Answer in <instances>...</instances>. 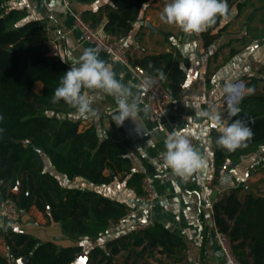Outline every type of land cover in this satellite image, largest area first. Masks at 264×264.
I'll list each match as a JSON object with an SVG mask.
<instances>
[{
    "label": "crops",
    "instance_id": "crops-1",
    "mask_svg": "<svg viewBox=\"0 0 264 264\" xmlns=\"http://www.w3.org/2000/svg\"><path fill=\"white\" fill-rule=\"evenodd\" d=\"M65 1L12 0L8 5L10 9L27 13L20 24L41 21L46 31L45 39H57L56 56L63 57L69 64H75L84 49L93 46L85 42L75 28L73 16ZM67 2L73 12L82 16L86 14L87 17L94 16L97 24L93 27H104L106 16L103 8L110 4V0H97L88 4L75 0ZM166 2L150 0L146 3L133 23L131 32L123 38L131 66L147 56H170V60L161 65L163 71L157 75L171 93L165 119L153 121L147 109V113L142 111L137 119L140 131H137L131 119L125 120L118 127L111 118L115 102L112 97L103 94L93 104L96 118L74 116L76 120L79 119L78 132L93 128L99 140L111 138L129 146V157L135 171L143 172L145 165L149 166L147 177L156 197L152 211L143 213L140 196L126 187L121 175L110 185L96 186L79 179L68 181L50 168V173L64 188L86 189L121 202L129 211L136 212V217L133 220L124 218L117 224H111L97 240L82 241L80 244H74L62 234L59 224L49 219L48 209L43 214L31 207L28 212L21 214L17 222L0 218V228L29 234L40 242H52L58 248L81 245L82 253L88 258L95 247L108 254L110 248L106 246L107 243L130 234L135 221L150 219L181 238L184 245L182 253L168 258L155 250L152 257L147 253L139 256L133 254L125 263L133 247L124 250L117 246L118 252L113 256L114 264H228L217 241L212 209L208 206L239 186L242 187L237 195L240 200L248 193L256 197L264 196V170L260 165L264 148L244 154L220 181H216L214 149L210 139L211 132L216 131V128L210 123V116L203 113L212 111L222 97V88L226 83L241 79L246 82V87L254 88V92L245 95L240 102V114L255 117L264 114V0H228L230 10L235 8L234 14L230 12L226 20L218 19L206 31L207 37L204 36L206 32L186 35L175 26L163 23L160 14ZM237 4L242 5L240 9ZM88 22L92 25L91 20ZM213 35L215 38L206 43ZM99 58L112 64L118 74L123 73L125 83H140L127 66L110 55L99 52ZM133 91L138 93L140 107L144 109L143 90ZM188 117L191 119L188 120ZM172 131L193 135V146L206 157V167L188 180L176 177L160 156L165 150L166 136ZM134 250L138 253L140 247ZM5 251H8L6 243L0 238V253L3 255Z\"/></svg>",
    "mask_w": 264,
    "mask_h": 264
},
{
    "label": "trees",
    "instance_id": "trees-1",
    "mask_svg": "<svg viewBox=\"0 0 264 264\" xmlns=\"http://www.w3.org/2000/svg\"><path fill=\"white\" fill-rule=\"evenodd\" d=\"M12 0H0V194L11 198L21 214L35 207L59 224L62 234L74 244L93 242L103 235L111 224L123 220L129 208L86 189H67L53 176V168L68 181L76 179L91 185L106 186L122 176L126 187L137 196L142 194L141 181L149 175V166L143 172L132 167L129 146L106 138L99 140L95 129L78 132L79 119L75 110L62 100L52 103L61 78L71 64L58 56H49L42 43L45 29L41 21L20 22L27 16L24 10L10 9ZM88 4L97 0H75ZM150 0H110L103 8L106 16L104 31L125 38L132 30L142 7ZM237 4V8H241ZM84 21L97 24L94 16H82ZM208 33L204 34L207 37ZM214 39L215 35L206 40ZM170 60L168 54L147 56L135 62L151 75L162 72L161 65ZM161 78V77H160ZM40 85L37 92L35 88ZM247 115V114H244ZM251 115V114H250ZM243 116L238 114L237 117ZM253 116V115H252ZM234 118V119H235ZM251 138L234 152H228L215 143L219 133L212 131L215 174L229 158L233 163L255 149L264 148V114L255 117ZM264 170V152L260 159ZM108 172L107 175L104 172ZM18 190L14 192L16 184ZM241 186L231 189L212 204L215 230L225 235L234 256L240 264H264V196L248 193L238 198ZM8 253L15 262L26 259V264H70L83 247L58 248L52 242H40L29 234L0 228ZM105 253L95 247L88 254L87 264H114L113 256L120 246L128 250L125 263L131 255L153 256L155 250L168 258L180 255L184 245L179 236L163 226L152 227L118 238L106 244ZM140 251L135 252V248ZM136 261V260H135ZM0 264H7L0 253Z\"/></svg>",
    "mask_w": 264,
    "mask_h": 264
},
{
    "label": "clouds",
    "instance_id": "clouds-1",
    "mask_svg": "<svg viewBox=\"0 0 264 264\" xmlns=\"http://www.w3.org/2000/svg\"><path fill=\"white\" fill-rule=\"evenodd\" d=\"M230 12L234 14L235 8L230 10L228 0H167L160 20L167 25L175 26L186 35H199L215 25L218 19L226 20ZM99 52L98 48L84 49L79 60L71 64L70 69L59 78L52 103L56 104L62 100L75 110V115L91 119L97 117V112L93 108L96 98L100 94L110 96L116 105L111 112V118L116 125L122 126L125 120L131 119L136 124L137 131H140L137 119L142 111L147 113V108L141 109L140 97L133 89L148 91L150 80L145 78L139 84L131 81L125 83L123 73L118 74L112 64L100 59ZM60 58L65 61L63 57ZM253 92L254 88L246 87L243 83H226L222 88V94L226 98L227 117L221 116L214 108L203 113L210 116L219 133L215 141L218 147L234 152L246 146L252 131L244 120L232 118L241 113L239 104L244 96ZM2 119L0 116V120ZM190 119L191 117H188V120ZM164 146L165 150L160 156L176 177L188 180L206 167V157L181 132L169 133Z\"/></svg>",
    "mask_w": 264,
    "mask_h": 264
},
{
    "label": "built area",
    "instance_id": "built-area-1",
    "mask_svg": "<svg viewBox=\"0 0 264 264\" xmlns=\"http://www.w3.org/2000/svg\"><path fill=\"white\" fill-rule=\"evenodd\" d=\"M66 7L70 10L73 19L75 28L80 32L82 38L85 42L90 43L93 48H98L100 52L106 53L118 60L125 66H127L136 78L141 83L148 78L150 80V87L148 91L143 90L142 103L145 108L148 109L150 117L153 121L158 122L165 119L166 117V108L171 100V93L164 87L162 79L157 75H151L139 66H131L127 56V50L124 46V41L122 38L117 37L113 34L107 33L103 28L93 27L89 22L84 21L80 13L73 12L69 7L67 0L65 1ZM43 44L47 47L49 56H56L58 53V43L57 39L48 38L43 41ZM232 83H243L246 86V82L237 79ZM226 98L224 95L218 100V102L213 107L217 113L221 116L227 115L226 113ZM236 119H242L249 126L253 125L255 118L252 115H243L237 117ZM235 119V120H236ZM210 123L214 122L209 118ZM191 143L194 145L195 137L191 134H186ZM233 162L226 158L221 164L220 168L217 171L215 176L216 181H220L222 176L227 173V171L232 168ZM142 194L139 197L140 202L142 203L143 213H150L153 209V203L155 201V193L151 181L146 176L141 181ZM212 209V206H208ZM21 212L17 208L15 202L9 198H2L0 200V218L2 220L17 222L20 219ZM136 217V212L128 211L125 218L127 220H133ZM154 225V222L150 219L137 220L133 223L131 230L134 233L142 232ZM217 241L226 256L228 264H240L237 258L234 256L230 243L225 235L219 234L216 230ZM3 257L6 259L7 264H15L11 259L8 251L3 253Z\"/></svg>",
    "mask_w": 264,
    "mask_h": 264
},
{
    "label": "water",
    "instance_id": "water-1",
    "mask_svg": "<svg viewBox=\"0 0 264 264\" xmlns=\"http://www.w3.org/2000/svg\"><path fill=\"white\" fill-rule=\"evenodd\" d=\"M19 184L15 185V191L18 190ZM87 256L83 253H78L70 264H87ZM26 259L19 258L15 261V264H26Z\"/></svg>",
    "mask_w": 264,
    "mask_h": 264
},
{
    "label": "rangeland",
    "instance_id": "rangeland-1",
    "mask_svg": "<svg viewBox=\"0 0 264 264\" xmlns=\"http://www.w3.org/2000/svg\"><path fill=\"white\" fill-rule=\"evenodd\" d=\"M35 90L37 91V92H39V85L35 88ZM264 193V192H263Z\"/></svg>",
    "mask_w": 264,
    "mask_h": 264
}]
</instances>
